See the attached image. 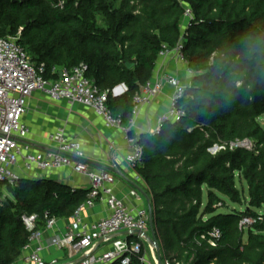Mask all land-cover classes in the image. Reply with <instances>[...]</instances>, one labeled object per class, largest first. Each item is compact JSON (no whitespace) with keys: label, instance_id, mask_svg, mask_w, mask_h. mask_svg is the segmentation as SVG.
Instances as JSON below:
<instances>
[{"label":"trees","instance_id":"16d2710c","mask_svg":"<svg viewBox=\"0 0 264 264\" xmlns=\"http://www.w3.org/2000/svg\"><path fill=\"white\" fill-rule=\"evenodd\" d=\"M57 1L0 0V37L17 36L48 80L85 64L122 125L160 51L181 43L194 72L176 102L185 112L178 121L127 132L143 147L135 171L147 186L161 261L264 264V0ZM119 84L126 90L115 96ZM243 140L251 147L230 148ZM214 145L223 148L212 153ZM8 188L14 201L0 205V264H13L29 242L22 215L35 214L38 230L48 218L71 217L87 194L48 178ZM226 200L244 208L219 212ZM243 217L254 221L239 225ZM131 264L143 263L134 256Z\"/></svg>","mask_w":264,"mask_h":264},{"label":"built area","instance_id":"2783aa9c","mask_svg":"<svg viewBox=\"0 0 264 264\" xmlns=\"http://www.w3.org/2000/svg\"><path fill=\"white\" fill-rule=\"evenodd\" d=\"M64 1L58 0L56 5L62 7ZM185 16H191L189 9L186 10ZM181 47V43H178L171 50L163 49L159 53V58L173 52L180 61H185ZM86 69L87 66L83 63L70 69L62 68L58 70V79L48 80L44 78V64H35L31 60L25 49L17 42V36L0 37V184L13 186L21 178L16 171L19 162H22L28 172L70 167L76 173L86 174L90 180L86 198L68 218L65 231L56 232L57 218L46 219L43 228L51 231L48 243L44 242L41 229L35 230L36 215L21 216L24 225L32 233L29 242L13 264H131L134 256L141 263L150 264L145 253L141 254L143 243H147L151 251V264H157L156 250L143 235L124 233L137 230L149 235L148 214L125 203L115 194V177L110 172L88 168L81 160L84 152L77 139L67 136L61 129L48 136L50 142L48 150H32L24 142L29 129L22 117L26 112L29 97L36 91L45 94L51 100L63 99L93 109L106 127L122 126L121 117L114 115L108 107L107 92L100 90L86 76ZM187 73L191 77L194 74L188 67ZM164 84L173 86L174 93L166 112L157 118V127L152 133L158 132L164 121H178L185 113L176 102L183 95L186 85L178 76L168 73L161 78L150 79L139 87L133 97L132 116L143 105L153 102ZM125 140L127 151L124 159L135 168L142 161L143 147L134 136L127 135ZM229 146L250 148L251 143L243 140L230 142ZM220 148L223 146L214 145L211 152L214 153ZM131 195L137 196L136 191L132 190ZM97 201L105 202L106 214L93 222L84 221L83 213ZM253 221L251 217H243L239 225L245 226ZM209 235L212 238L209 244L214 246V239L220 237V231L213 228ZM48 247L65 251V257L62 260L45 259L43 252ZM161 264H171V261L165 258Z\"/></svg>","mask_w":264,"mask_h":264},{"label":"crops","instance_id":"0c3cea01","mask_svg":"<svg viewBox=\"0 0 264 264\" xmlns=\"http://www.w3.org/2000/svg\"><path fill=\"white\" fill-rule=\"evenodd\" d=\"M173 73L180 81L189 86L191 76L187 73V64L180 61L173 52L163 58H159L153 70L151 80ZM121 85V84H119ZM124 85V84H123ZM118 86V85H117ZM125 85L117 89L113 95H120L125 91ZM119 93V94H116ZM174 93V87L164 84L162 91L150 104L143 105L132 116L128 125L120 128L106 127L93 109L77 102L66 100H51L41 92H33L27 101L26 112L22 117L23 122L29 129L27 139L24 141L32 150H48L50 142L48 136L57 131L64 130L67 136L77 139L84 152V161L90 170H107L115 177L114 192L125 203L144 210L148 214L149 200L145 198L147 186L145 182L124 159L127 151L126 136L132 130L136 135L152 133L157 127V118L163 115L170 106ZM21 178H48L53 181L66 184L72 188H80L88 191L90 180L86 174L76 173L70 167L59 170L31 171L25 170L22 162L16 167ZM135 190L137 196L131 195ZM149 196V195H148ZM107 212L104 201H97L83 213L86 222H93L103 217ZM69 219H58L56 232L65 231ZM43 240L48 243L50 230L41 228ZM150 235V229H149ZM146 258L152 263L151 251L147 243H143ZM45 259L65 257V251L48 247L43 252Z\"/></svg>","mask_w":264,"mask_h":264},{"label":"water","instance_id":"95a60500","mask_svg":"<svg viewBox=\"0 0 264 264\" xmlns=\"http://www.w3.org/2000/svg\"><path fill=\"white\" fill-rule=\"evenodd\" d=\"M123 86H124L123 84L116 86L113 89L114 93H115V91L117 89H121V87H123ZM116 94H119V93L116 92ZM144 195H145V198L147 200H149V196L147 194H144ZM148 216H149L150 235H147V233L142 232V231H137V230L125 231L124 233L128 234V235H135V234L143 235L146 238L147 242L150 245H152L155 248V250H156L157 264H161V257H160V253H159V245H158V240H157L155 232H154V228L152 226V210H151L150 207H149V210H148Z\"/></svg>","mask_w":264,"mask_h":264},{"label":"rangeland","instance_id":"374dc122","mask_svg":"<svg viewBox=\"0 0 264 264\" xmlns=\"http://www.w3.org/2000/svg\"><path fill=\"white\" fill-rule=\"evenodd\" d=\"M259 123L264 129V114L259 118ZM9 201H14L9 188L6 186V184H0V205L5 202H9ZM243 208H244V205L242 204H233V203H230L228 200H226V202L224 203V207H220L218 211L225 212L231 209L242 210Z\"/></svg>","mask_w":264,"mask_h":264}]
</instances>
